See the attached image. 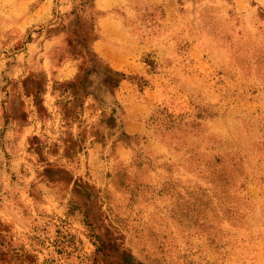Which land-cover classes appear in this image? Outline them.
I'll return each instance as SVG.
<instances>
[{"label": "rangeland", "instance_id": "1", "mask_svg": "<svg viewBox=\"0 0 264 264\" xmlns=\"http://www.w3.org/2000/svg\"><path fill=\"white\" fill-rule=\"evenodd\" d=\"M0 264H264V0H0Z\"/></svg>", "mask_w": 264, "mask_h": 264}]
</instances>
